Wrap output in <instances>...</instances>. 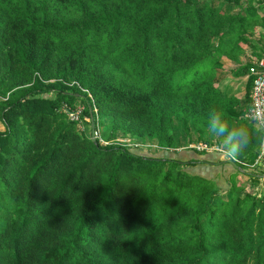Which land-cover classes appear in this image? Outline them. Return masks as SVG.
<instances>
[{"label": "trees", "instance_id": "obj_1", "mask_svg": "<svg viewBox=\"0 0 264 264\" xmlns=\"http://www.w3.org/2000/svg\"><path fill=\"white\" fill-rule=\"evenodd\" d=\"M262 57L264 0H0V264H264V143L179 136Z\"/></svg>", "mask_w": 264, "mask_h": 264}, {"label": "clouds", "instance_id": "obj_2", "mask_svg": "<svg viewBox=\"0 0 264 264\" xmlns=\"http://www.w3.org/2000/svg\"><path fill=\"white\" fill-rule=\"evenodd\" d=\"M206 134L211 138L213 151L219 159H237L254 138L264 143V102L250 105L232 122L220 113H210Z\"/></svg>", "mask_w": 264, "mask_h": 264}, {"label": "built area", "instance_id": "obj_3", "mask_svg": "<svg viewBox=\"0 0 264 264\" xmlns=\"http://www.w3.org/2000/svg\"><path fill=\"white\" fill-rule=\"evenodd\" d=\"M250 72L254 75L253 90L251 93L252 104L260 105L262 98H264V57H262L257 63L250 68ZM71 119L80 120V113L82 108H77V110H67ZM198 150H211L214 145H209L208 143H203L199 145H194Z\"/></svg>", "mask_w": 264, "mask_h": 264}, {"label": "crops", "instance_id": "obj_4", "mask_svg": "<svg viewBox=\"0 0 264 264\" xmlns=\"http://www.w3.org/2000/svg\"><path fill=\"white\" fill-rule=\"evenodd\" d=\"M261 30H262L261 28H258L257 32L259 33ZM244 46H246V44H244ZM224 62H225V66L228 69V72H227L228 76H227V80H226V86L229 85L230 88H228V89H229L231 94H235V95H237L240 98H244L245 94H246V91L248 92V90H246V87H247V83H248V80H249V76L236 79V77H234L231 74L232 70L235 69L234 65L231 62H229V61H224ZM4 129H5L4 125L0 121V131H2Z\"/></svg>", "mask_w": 264, "mask_h": 264}, {"label": "rangeland", "instance_id": "obj_5", "mask_svg": "<svg viewBox=\"0 0 264 264\" xmlns=\"http://www.w3.org/2000/svg\"><path fill=\"white\" fill-rule=\"evenodd\" d=\"M81 106L83 107V105H81ZM179 136H180V140H181V147H180V149H183V148H186V147H190V146L199 145V144H203L204 143L203 141H196V140H191L190 142H187V139L185 138V136L183 134H180ZM120 140H123V141H125L127 143H130L131 142V140L128 137L127 138H122L121 137ZM210 145H212V144H210ZM131 146H133V145H131ZM211 150H213V149H211ZM211 150H209V151H211ZM259 160H264V153L262 154L261 158H259ZM262 170H264V168ZM238 180H239V182H243V178H241V176L238 177ZM256 190L257 191H260L259 187H256Z\"/></svg>", "mask_w": 264, "mask_h": 264}, {"label": "water", "instance_id": "obj_6", "mask_svg": "<svg viewBox=\"0 0 264 264\" xmlns=\"http://www.w3.org/2000/svg\"><path fill=\"white\" fill-rule=\"evenodd\" d=\"M91 114H92V111H91ZM92 120L94 119L93 118V115H92ZM92 136H93V139L96 140V130H95V123L94 121H92ZM232 163L235 165V166H238L237 163L235 161L232 160ZM239 167V166H238Z\"/></svg>", "mask_w": 264, "mask_h": 264}]
</instances>
